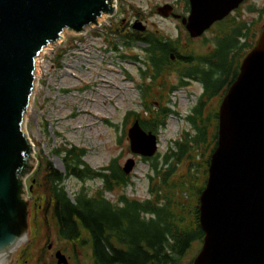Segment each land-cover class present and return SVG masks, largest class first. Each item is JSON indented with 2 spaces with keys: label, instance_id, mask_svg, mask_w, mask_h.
Instances as JSON below:
<instances>
[{
  "label": "water",
  "instance_id": "95a60500",
  "mask_svg": "<svg viewBox=\"0 0 264 264\" xmlns=\"http://www.w3.org/2000/svg\"><path fill=\"white\" fill-rule=\"evenodd\" d=\"M189 1L182 23L198 36L241 0ZM113 2L0 0V264L15 263L28 235L25 179L36 159L24 116L36 84V57L58 43L64 30L79 34L104 15L112 16ZM171 9L166 3L157 12L166 17ZM132 28L142 32L146 25L135 20ZM127 136L133 154H156V134L138 120ZM134 165L128 158L121 169L129 174ZM199 223L204 236L191 264H264V28L220 102L218 138L199 195ZM56 258L68 264L60 251Z\"/></svg>",
  "mask_w": 264,
  "mask_h": 264
},
{
  "label": "rangeland",
  "instance_id": "374dc122",
  "mask_svg": "<svg viewBox=\"0 0 264 264\" xmlns=\"http://www.w3.org/2000/svg\"><path fill=\"white\" fill-rule=\"evenodd\" d=\"M173 1L117 0V7H123L127 11L131 9V5L140 7L141 18L147 29L165 37L175 38L178 23L174 19H165L151 13L157 5ZM252 1L258 7H264V0ZM121 16V13L116 14L114 18ZM108 18L101 20L100 26L89 27L79 34L64 30L63 37L58 43L45 47L36 57V84L30 106L24 116V130L33 144L35 159L45 156L61 172H65L62 155L54 150L62 145L83 148L85 151L83 160L96 170L106 167L113 159H116L121 167L126 159L133 158L135 165L128 174V186L106 192V196L112 201L122 194L129 198L144 200L150 195L147 186L150 184L148 175H154L151 169L153 158H156L159 166H164L166 162L164 155L177 149L176 142L183 141L184 133L188 132L187 138L192 139L194 133L186 116L202 89L194 82L190 86L169 92L166 83L168 85L176 83V77L167 74L158 78L159 83L164 81L166 89L154 88L153 92L157 95L163 94L162 103L171 111L166 117L164 127L157 131L156 155L146 160L133 154L129 149L126 134L133 116L129 115L127 120L126 116L130 111H134L149 117L150 112L143 110L144 105L158 107L161 99L146 98L141 93V87L151 81L147 76L150 71L148 72V65L135 60L133 56L137 55L144 59L145 45L141 42H134L130 46L122 45L119 42L120 36L115 37L106 32L104 26L107 25ZM110 38H113L114 42L117 41L116 50L107 42ZM142 71H147L146 76H143ZM199 152L203 153L201 149ZM187 155L188 153L182 158ZM196 159L199 160L198 155ZM167 161L174 162L173 159ZM176 167L181 172L186 169L182 161L177 162ZM28 176L25 179L27 186ZM63 184L68 196L73 200L74 194L82 185L93 191L100 185V181L87 180L83 183L74 177H67ZM27 194L31 204L27 238L30 231H36L41 227L49 233L54 231L56 233L55 222L50 216V219L45 218L39 225L32 223V202L36 194L30 188ZM25 242L27 243V239ZM55 242L58 246L66 244L59 238H56ZM200 246L201 243L194 242L189 252L177 264H186ZM80 261L82 264H91L88 258L81 257Z\"/></svg>",
  "mask_w": 264,
  "mask_h": 264
},
{
  "label": "trees",
  "instance_id": "16d2710c",
  "mask_svg": "<svg viewBox=\"0 0 264 264\" xmlns=\"http://www.w3.org/2000/svg\"><path fill=\"white\" fill-rule=\"evenodd\" d=\"M133 8L141 18L140 7L133 5ZM119 40L124 46L137 41L145 43V58L133 56L148 65L150 71L148 74L142 71L143 76L147 74L151 81L141 87V93L146 98L161 99L158 107L144 105L143 110L150 112L149 117L130 111L126 120L132 115V120L137 119L143 129L157 133L159 128L164 127L171 110L162 103L163 94L157 95L153 89L165 88L164 82L159 83L158 78L167 76L174 62L167 58L161 34L135 31L121 34ZM107 42L114 50L117 49L116 40L114 42L110 38ZM217 68H206L199 76L207 92H213L224 81L217 77L225 72H217ZM173 87L178 85L167 90L170 92ZM198 109L196 106L194 110ZM187 119L197 130L192 139L184 137L183 141L176 142V150L164 155V166H159L153 158L151 169L154 175H148L150 184L147 186L150 195L144 200L122 194L112 201L106 196V192L125 188L129 184V176L122 172L116 159L96 170L83 160V148L62 145L54 150L62 155L65 172H61L47 157L38 158L36 170L27 179L31 191L37 195L34 207L38 209L41 205V212L37 215L44 216L49 210L56 222L59 239L81 241L80 246L88 251L92 264L180 263L194 242L202 243L204 233L199 223V195L206 183L210 154L216 146V139H202L206 134V123H196L193 115ZM210 144L211 147L206 150ZM186 153L188 155L182 158ZM180 161L186 165L182 172L176 167ZM67 177H74L83 183L98 180L100 185L93 191L82 185L72 200L63 184ZM192 258L186 264H191Z\"/></svg>",
  "mask_w": 264,
  "mask_h": 264
},
{
  "label": "flooded vegetation",
  "instance_id": "af4514ba",
  "mask_svg": "<svg viewBox=\"0 0 264 264\" xmlns=\"http://www.w3.org/2000/svg\"><path fill=\"white\" fill-rule=\"evenodd\" d=\"M166 3L172 6L170 14L166 17L157 12V7L161 5H157L155 9L151 10L153 14L156 13L165 19H174L178 23L175 38L165 37L161 34L165 41L163 47H165L167 58L174 62L168 75L176 77V83L172 85L166 83V86L170 88L178 85V87L171 89L174 91L177 88L190 86L194 82L200 85L202 91L196 98V103L191 107L189 115H193L198 124L200 122L206 123L204 130L206 134L202 139H217L219 104L239 73L243 58L254 47L260 32L264 28V7H258L252 0H241L225 16L213 21L200 35L191 36L186 25L182 23V20L186 19L190 13V1L174 0L162 5ZM120 13L121 17L114 18L116 14ZM174 15H179V17ZM114 16L108 18V23L104 27L108 34L116 37L123 33L129 34L137 31L132 28V23L135 20L143 21V18L137 15L133 5L128 11L123 7H117ZM148 31L151 30L146 28L143 32ZM143 44L145 45V43ZM210 67H218L217 72H225L222 76L217 77L224 81L213 92H207L199 80L204 69ZM193 71H196L198 76H194L196 72ZM164 72H166L165 67ZM230 80L232 82L227 86ZM162 82L164 81H160V83ZM196 106L199 107L197 111L194 110ZM207 113L209 114L207 115ZM192 130L195 133L194 131L197 129L192 128ZM184 137H189V133H184ZM210 147L211 144L205 149L208 150ZM33 203H35V198ZM40 208L41 205H38V209L34 206L32 208L31 221L34 225H39L41 221L44 222L45 218L48 220L50 217L55 222L49 210H46L50 214L46 215L47 217L37 215ZM42 228L30 231L27 243L25 242L26 244L20 248L13 264H59L56 258L57 251L66 256L68 264H82L81 257L90 259L85 247L80 246L81 241L62 239L66 244L58 246L55 242L56 238H59L57 228L56 233L55 231L49 233ZM90 262L92 264L91 259Z\"/></svg>",
  "mask_w": 264,
  "mask_h": 264
},
{
  "label": "bare ground",
  "instance_id": "6f19581e",
  "mask_svg": "<svg viewBox=\"0 0 264 264\" xmlns=\"http://www.w3.org/2000/svg\"><path fill=\"white\" fill-rule=\"evenodd\" d=\"M106 16L104 15L103 17H101L100 19H98V22H99V24H100V22H101V20L103 21V19L105 18ZM61 36L63 37V32L61 33ZM60 41V40H59ZM43 50H44V48H43ZM42 50V51H43ZM56 166V165H55ZM58 167V166H57ZM58 168H60V166L58 167Z\"/></svg>",
  "mask_w": 264,
  "mask_h": 264
}]
</instances>
